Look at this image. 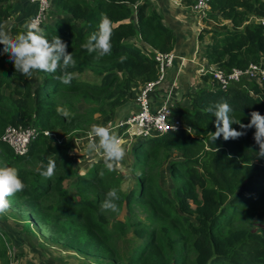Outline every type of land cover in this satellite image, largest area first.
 <instances>
[{
  "label": "trees",
  "instance_id": "16d2710c",
  "mask_svg": "<svg viewBox=\"0 0 264 264\" xmlns=\"http://www.w3.org/2000/svg\"><path fill=\"white\" fill-rule=\"evenodd\" d=\"M9 1L0 0V23L11 16ZM63 1L67 13L51 23H40L48 38L55 35L61 38L67 45L66 51L80 65L89 60L110 63L117 71L116 80H121L112 89L108 87L115 77L111 73L99 84L75 78L70 84H63L56 79L62 74L61 69H57L55 73L42 72L41 81L33 85L28 77L16 71L8 54L3 52V45H0V134L8 125L19 124H33L40 130H54L57 126L67 130L68 121H73L75 114L64 116L57 113V107H62L55 100L60 92L102 93L104 97L112 98L110 112L113 113L127 100L124 84L133 82L143 86L158 78L157 61L152 52L147 55L144 49L149 47L153 51L169 53L174 47L172 29L163 24L160 14L150 9V0ZM131 5L135 6L136 23L132 21ZM102 12L107 13L112 21V48L109 55L97 58L96 53H89L81 45L97 30ZM210 14L230 20L233 27L211 31L214 42L204 51L210 62L229 72L234 67L244 68L259 61L264 55V28L245 21L251 15H264V0H211ZM10 30L14 35L25 31L23 26H12ZM135 36L140 38L141 45L128 41ZM2 87L9 88L10 94H4ZM184 94L190 98L191 104L185 106L177 102L171 107V119L178 118L180 125L162 136L142 139L147 140V146L138 157L145 163L149 158L157 159L160 148L178 150L181 159L173 160L171 166V170L176 169L173 177L178 186L177 206L185 214L195 215L196 223L188 217L174 215L171 218L173 224L162 225L148 233L136 228L132 238L123 240L124 252L117 251L114 240L118 232L107 229L106 218L99 207L100 200L115 188L119 198L124 196L127 205L138 196V199H145L156 213L168 215L171 206H175L169 202L163 189L154 186L158 172L149 167L142 180L139 179L140 193L134 189L121 193L117 171L107 173L101 162L87 169L84 173L87 175L76 173L70 166L69 142L40 135L24 154H14L0 141V153L6 158V164L17 166L21 161L39 155L36 151L39 149L41 153L52 155L56 164L54 172L67 169L68 175L77 176L80 184H87L88 188L95 186L98 195L89 198L90 193L82 192L83 187H79L82 197L69 200L67 193L60 191L61 181L53 180L55 176L41 184L38 175L18 170L25 188L8 197L12 205L39 202L49 193L60 191L57 202L46 206L30 205L34 210L28 211L30 220L26 226L30 228L31 223L39 224L41 230L43 227L47 230V234L42 233L44 239L61 242L84 255H97L104 264H264V229L260 232L242 226L230 229L236 222L237 213L242 214L255 202L264 200V158H256L259 146L253 138L255 128L245 130L233 124V128L246 131V135L236 140L225 141L221 136L211 141L208 133L216 131V118L207 111L209 106L227 102L233 109L234 118L248 124L252 111L264 115V84L229 82L225 89L202 87ZM49 137L54 140L52 146ZM85 180L91 182L85 183ZM39 210L43 213L40 214ZM170 225L177 229L176 233ZM125 226L121 223L118 227L123 229ZM184 244L189 248L187 253ZM7 246L0 236L1 259L5 258Z\"/></svg>",
  "mask_w": 264,
  "mask_h": 264
},
{
  "label": "rangeland",
  "instance_id": "374dc122",
  "mask_svg": "<svg viewBox=\"0 0 264 264\" xmlns=\"http://www.w3.org/2000/svg\"><path fill=\"white\" fill-rule=\"evenodd\" d=\"M150 1H152L153 4H156L155 6L158 7L161 6V4L163 5L165 2V0ZM170 1L172 4H174L175 2V0ZM29 2L37 6V10L31 16V18H33L36 12L40 10V7L34 2ZM63 3V0L51 1L49 9L45 13L48 20L51 19L50 21H52L54 16L57 15V17H59L62 16L61 14L67 13L68 10L63 7ZM131 6L133 8L132 21L136 23L137 16L134 5ZM182 8V6H176L175 11H178ZM157 13L161 15V21L165 23L166 16L160 11H158ZM188 13L189 12H187V14ZM198 14L201 17L199 18L201 21V28L196 34L198 35L196 42V52L201 55L200 57H197L196 60L199 67V64L203 62H206L208 65L213 63L208 62V59L205 56H202V52L205 51L207 45H210L214 42V40L211 38V31H219L224 28L233 29V27L230 20L223 19V17L219 15H212L210 14V11H205L203 13L198 12ZM28 18L29 17H27L25 20H27ZM173 23L174 24L173 26L171 25V27L174 32L175 28L179 27L177 24H179L180 27L183 26V21L175 20ZM23 25V20L21 19V24H18L17 26L21 27ZM186 28L187 30L183 32H196L195 24H191V27L186 26ZM15 36L16 35H14V37ZM128 41H135L138 43V45H141L140 38L138 36L131 37L128 39ZM170 52L172 53L173 51L171 50ZM174 54L175 53H172L173 62L175 63ZM261 57L264 61V55H262ZM109 64L110 63H106L103 61L89 60L86 61L83 65L81 64V66L79 62L76 61L75 67L70 66L69 69L70 72L75 74V79L79 81H85L86 83L90 84H99L100 82L104 81L105 77L109 73H111L115 77L111 85L108 87L112 89L115 83L120 82L121 78L120 80H116L117 71L113 69V67H111ZM210 76V74L202 76L205 82L204 88L216 90L217 87ZM41 79L42 72L37 71L34 72V75L30 79V81L34 85L40 82ZM176 83L177 81L176 79H174L172 81V84H170L169 86V90H175ZM123 87L126 91V94L128 95L127 100L123 104L119 105L113 113L110 112V101L112 98H106L104 97V95H102V93L78 91L70 93L60 92L56 95V104L62 105V108H64L69 114L74 113L75 119L73 121H68L69 125L67 130H63L58 126L54 130H47L48 132L52 133L51 137H53L54 139L69 142L70 147L68 149V155L73 162L72 164L70 160V166L72 165V169H75L76 173H79L81 175L84 174L87 169L90 170L92 168L94 163L98 164L102 162L104 164L101 154L98 155L96 154V152H90L88 150L87 140L89 139H85L84 136L90 131L91 126L93 124L105 125V123L115 117L124 116L128 112L136 110V99L139 93L138 85L130 82L126 85L124 84ZM195 88H192L190 90L196 91L197 89H199ZM1 90L4 94H10L9 88L7 87H2ZM183 96H185L184 93L181 95V99L178 102H182V105L189 106L191 104L190 98L188 96ZM76 115H78V118ZM51 137H49V141L51 142L50 145L52 146L54 145V140L52 138V141ZM146 141L147 140H139L133 148L132 144H128L127 142L122 143V146L126 151L125 159L122 163L116 164L113 169L119 174V191L121 193H128L132 191V189H134L136 192L140 193L141 183L139 184V179L141 178L142 180V177L150 167L153 168V171L158 172V174H156V177H154V186L160 187L165 191L167 199L172 205L175 206V208L171 206L170 213L168 215L156 213L150 206V204L145 201V199H138L137 196V198H135L129 205H127L124 201V196H122L118 201H116L118 205V211L112 212L110 210H103L101 208V202L103 201V199L102 201L100 200L99 207L101 208L100 211L102 215L104 216V218H106L105 221L107 223L105 225L107 226V229H113L114 231L118 232V237L114 240V246L116 247L117 251L121 253L124 252L123 240L132 238L134 236L133 230L136 228L142 229L143 233H148L149 231H152V229H159L162 225H167L168 223L173 224L174 222L171 220V218H173L174 215H182L184 217H188L190 221L196 223L195 215L185 214L177 206L178 198L176 197V191L178 186L175 178L173 177V173L176 171V169L175 171L171 170V166L173 160L181 159L178 150L172 148L171 150L166 151L165 149L160 148V153L158 154L157 159L149 158V160L144 163V161L139 159L138 155L139 152L144 150L147 146L145 144ZM38 150H36L37 152H39V155L37 154L38 156L35 155L32 158L30 157L29 159L23 160L17 166H14L11 163V166L17 168V170L26 172L28 171L33 173L34 175H38L37 178L39 179V182L41 184L48 182L51 177L55 176L53 180L61 181L60 191L66 192L69 200L80 199L82 197V194L79 191V187H83L82 192L90 193L88 195L89 198L90 196L97 197L98 190H96L95 186L88 188L86 187L87 184H80L77 176L73 177L68 175L69 172L67 169L64 172H54V174L50 178L41 176L40 172L46 170L49 159L52 160V155L46 152L41 153ZM165 154H167L166 158L164 157ZM5 159L6 158L0 153V166L7 165ZM42 165L44 167H42ZM137 172L141 173V175L137 176ZM107 173H109V170ZM84 182L90 183L91 181L85 180ZM59 192H51L47 196H45L46 199L44 197L39 202H23V200V204L21 206H14L10 203L9 209L5 213L0 214V236L1 239L4 240V242L6 241V243L8 244L6 249L7 253L4 259L0 258V264H6L5 261L7 257V264H104L103 261H100L98 259L97 255H84L83 253L72 249V247L62 245L61 242H50L44 239L42 233L45 232L47 234V230L45 231L44 227L43 230H41V226L39 224L35 225V223H31L30 228L26 226V223L28 222V220H30L28 211H30L31 208L34 210V208L30 205L35 204L46 206L51 203L57 202L60 196ZM255 203H253L255 205L250 206L247 210L242 212V214H236V222L233 226L230 227V229L236 228L237 226L251 228V231L254 232H260L264 229V200H262V202L259 201ZM253 210V215H251L250 213ZM39 212L40 214L43 213L42 210H39ZM121 223L126 225L125 228L121 229L120 227H118ZM170 227L171 230H174V233H176L175 230L177 229L172 228L174 226L171 225ZM184 249L187 253L189 248H186V245L184 244Z\"/></svg>",
  "mask_w": 264,
  "mask_h": 264
},
{
  "label": "clouds",
  "instance_id": "9594fccd",
  "mask_svg": "<svg viewBox=\"0 0 264 264\" xmlns=\"http://www.w3.org/2000/svg\"><path fill=\"white\" fill-rule=\"evenodd\" d=\"M51 1L52 0H50V3ZM209 11H210V3H209ZM100 17L101 18L97 30L91 34V36L87 39L86 43L81 45V47L86 49L89 53H96L97 58H101L105 55H109L111 53V48H112L110 42L112 35V28H111L112 21L107 15V13L104 12L100 13ZM56 18L57 15L54 16L52 21H50L51 19L48 20L46 16L44 21L50 23L53 22V20ZM40 23L41 22L38 18H31V17L28 18L23 25L25 31L17 34L15 37L11 35V30L7 22L0 23V45H3V52L8 54L9 60L13 63L16 71L28 77L29 79H31L34 75V72L37 71L46 72V73H55L57 69H61L62 74L57 76L56 79L60 80L63 84H70L71 81L74 79L75 74L68 71L67 69L70 66L75 67V61L73 59V56L72 54L66 51L67 45L57 35L49 39L44 28L40 26ZM144 52L147 55H150V52H152L153 53L152 55L154 56V53L158 51H153L151 48L150 49L145 48ZM259 61H262V63L264 64L262 57H260ZM208 62L210 61L208 60ZM212 64H216V63H212ZM240 81H250V80L242 79ZM230 82H239V81H230ZM252 82L257 83L255 81ZM257 84L261 86L264 84V82L262 84L259 83ZM249 93L253 94V92L250 90ZM174 103L177 102L175 101ZM207 111L212 113V116L216 118L215 119L216 131L208 133V136L211 137V141H215L221 136L225 141H227L229 139L236 140L246 135V131H237L235 128H233L232 127L233 124H238L241 129H245V130L254 127L255 132L253 134V138L255 143L259 146V151L255 152L256 158H264V115H261L258 111H252L250 113V117H251L250 122L248 124H243L240 122V120L237 121L234 118V116L232 115L233 109L227 102H219L216 103L215 105L209 106ZM57 113L62 114L64 116L69 115V113L60 106L57 107ZM27 125H33V124H27ZM35 127L37 128V126ZM37 129L40 130L39 128ZM44 130L47 129L40 130L41 133L37 136V138L40 135H43L42 131ZM88 136H89L88 150L90 152H96V154L98 155L99 154L102 155L104 166L107 170L109 171L113 170L116 164L122 163L124 161L126 156L125 148L119 142L118 135L113 129H110L105 125L93 124L90 128V131L88 132ZM156 137H151V138H156ZM142 139L145 138H135L132 142L128 144H132V148H133L135 144ZM31 143L29 144L26 152L29 151ZM6 145L12 151L10 146L8 144ZM216 150L219 151V149ZM13 153L18 154L15 152ZM228 158L230 159L231 157L229 156ZM42 167L44 166L42 165ZM55 167H56L55 161L49 159L48 164L46 166V170L41 171L40 175L45 178H50L54 174ZM136 174L137 176L141 175V173L139 172H137ZM101 175H103V172H101ZM24 188H25V184L19 178L17 168L7 165L0 166V214L5 213L10 207V201L8 197L15 195L17 192L23 191ZM118 200H119V196L117 190L113 188L105 194V198L101 202V208L105 211L110 210L112 212H117L118 205L116 201Z\"/></svg>",
  "mask_w": 264,
  "mask_h": 264
},
{
  "label": "built area",
  "instance_id": "2783aa9c",
  "mask_svg": "<svg viewBox=\"0 0 264 264\" xmlns=\"http://www.w3.org/2000/svg\"><path fill=\"white\" fill-rule=\"evenodd\" d=\"M39 5L40 10L36 12L33 18L43 21L46 18V11L50 7V0H29ZM211 0H191L192 7L198 12L209 11V3ZM253 23L258 27H264V15L250 16L246 21ZM157 61L159 75L155 81L148 82L139 87L137 95V108L130 111L124 116L111 119L105 126L113 129L117 135L119 142L130 143L135 138H151L163 135L180 125L178 118L171 119V107L175 104L172 96L173 90H169V96L165 97L160 104L154 102L151 98V92L160 82L164 81L166 71L173 65L172 53H154ZM200 76L210 74L211 79L217 88L225 89L230 81H240L242 79L255 81L259 84L264 82V64L262 61L250 63L245 68H232L226 72L224 68L218 64L208 65L206 62L200 63L198 67ZM33 125H9L0 135V141L8 144L13 152L22 154L26 152L29 144L40 134ZM43 135L52 136L48 130L42 131ZM89 139L88 133L84 136ZM57 141H59L57 139ZM89 142V140H87Z\"/></svg>",
  "mask_w": 264,
  "mask_h": 264
},
{
  "label": "crops",
  "instance_id": "0c3cea01",
  "mask_svg": "<svg viewBox=\"0 0 264 264\" xmlns=\"http://www.w3.org/2000/svg\"><path fill=\"white\" fill-rule=\"evenodd\" d=\"M9 3L11 5V16L6 22L10 29L13 25L17 26L18 24H21V19L23 20L24 24V21H26L25 19L27 17L30 18L37 10V6L33 3H30L28 0H10ZM174 4H172L170 0H165L164 4H161V6L158 7L155 6L156 4H153V2L151 1L150 6L151 10H155L156 12L160 11L166 16L165 23L163 24L171 29V25L173 26V22L175 20L183 21L182 27H180V25L176 23L179 27L175 28V32L172 29L175 36V44L172 49V53H175V63L172 65V67L167 69L164 81L156 85L150 94L152 100L158 103H161V101L164 100L165 97L169 96V86L170 84H172V81L174 79H176L177 83L176 89L173 90L172 96L174 97L176 102L181 99V95L183 93L192 91L190 89L205 86V82L202 76L200 77V75L198 74V65L196 62L197 57L201 56L196 52V42L198 38V35L196 34L201 28V21L199 19L201 17L199 16L198 11H196L191 6V0H175ZM176 6H182L183 8L175 11ZM187 12L189 13L187 14ZM191 24L196 25V32H183L187 30L186 26L191 27ZM11 35L14 37V34L11 33ZM202 54V56H205L204 52H202Z\"/></svg>",
  "mask_w": 264,
  "mask_h": 264
},
{
  "label": "bare ground",
  "instance_id": "6f19581e",
  "mask_svg": "<svg viewBox=\"0 0 264 264\" xmlns=\"http://www.w3.org/2000/svg\"><path fill=\"white\" fill-rule=\"evenodd\" d=\"M190 5V4H189Z\"/></svg>",
  "mask_w": 264,
  "mask_h": 264
}]
</instances>
